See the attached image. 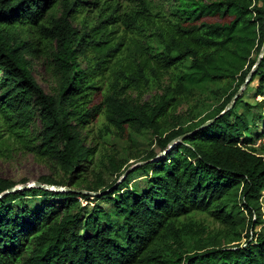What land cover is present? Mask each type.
I'll list each match as a JSON object with an SVG mask.
<instances>
[{
  "label": "trees",
  "instance_id": "16d2710c",
  "mask_svg": "<svg viewBox=\"0 0 264 264\" xmlns=\"http://www.w3.org/2000/svg\"><path fill=\"white\" fill-rule=\"evenodd\" d=\"M87 2L0 0V146L52 160L65 178L37 180L71 188L94 153L83 129L99 115L106 128L151 129L159 152L147 150L122 178L134 163L111 157L112 180L99 173L77 188L97 195L38 186L1 195L0 264H264V230H251L264 222V53L221 113L263 44L264 0H138L118 13L102 0L85 16ZM38 55L55 76L52 92L32 73L28 57ZM165 76L161 94L133 96ZM254 79L251 97L262 98L251 102ZM220 83L226 96L202 118L163 124L180 97ZM15 184L0 176V193ZM198 212L235 236L193 244Z\"/></svg>",
  "mask_w": 264,
  "mask_h": 264
},
{
  "label": "rangeland",
  "instance_id": "374dc122",
  "mask_svg": "<svg viewBox=\"0 0 264 264\" xmlns=\"http://www.w3.org/2000/svg\"><path fill=\"white\" fill-rule=\"evenodd\" d=\"M88 1L89 2L86 4H89L90 9L84 12L85 16H95L97 12L96 7L102 4V0L96 4L93 3V0ZM148 1L152 5H164L165 8H168L171 0ZM103 2H106V5L111 4L112 8H115L116 13L128 10L130 7L139 8L137 5L138 0H103ZM109 9H106L104 13L108 12ZM77 22L76 20V23ZM28 58L31 62L30 66L32 73L38 84L46 92H52L56 84L55 76L49 68L45 57L38 55ZM167 82L168 78L165 76L161 83H155L151 85V87L145 88L141 93L135 91L133 96L140 97V99L143 100L152 99L162 93L161 85ZM256 85L257 79L249 83L250 87L246 90L244 95L246 100L253 102L254 100L262 98L260 94L251 97V95L254 94ZM224 87L225 85L221 83L207 84L205 87L195 89L191 94L180 97L165 117L163 124L166 127H177L179 125L187 126L190 125L191 122L202 118L210 110L220 104L226 96ZM98 98H100V95L96 96V99ZM239 110H242V107H240ZM0 131L3 133L7 132L3 124L0 125ZM83 135H85L86 144L93 146L94 153L90 162L87 163L86 170L81 174V177L73 186V188L76 189L87 183L97 181L99 173L107 182L112 180L115 175L111 174L108 168L111 157L124 160V164H132L149 149L159 152V148L154 142L155 135L151 129H143L141 132H134L130 129H126L124 132H121L114 127L106 128L103 125L102 115L97 116L83 129ZM259 142L260 140H258L256 144H259ZM44 175L57 180L65 178L64 173L58 165L50 159L38 158L31 152L19 148L17 144L8 140L0 146V176L12 179L19 185L37 180ZM80 202L83 204L87 203L84 198H81ZM259 202L261 212L259 217L264 220V188L261 190ZM193 218L198 222V225L193 228L189 235V241L192 239L191 241L193 244H206L205 241L212 242L215 236H217L216 240L220 239L221 244H226L231 236H235L227 231L228 228L211 218L205 212H198L194 214ZM255 219L256 217H253V220ZM263 226L264 222L256 223L251 230L259 232L260 230H264ZM241 232L242 238L239 242L243 243L245 240V229L241 230ZM174 248L178 247L175 246Z\"/></svg>",
  "mask_w": 264,
  "mask_h": 264
},
{
  "label": "water",
  "instance_id": "95a60500",
  "mask_svg": "<svg viewBox=\"0 0 264 264\" xmlns=\"http://www.w3.org/2000/svg\"><path fill=\"white\" fill-rule=\"evenodd\" d=\"M264 53V41H263V44L259 50V53L257 55V58H256V61L254 63V65L252 66L251 70L248 72V74L246 75L244 81L241 83V85L239 86L238 90L235 92V94L231 97V99L229 100V102L226 104L224 110L221 111L224 112L226 111L227 109H229L230 107L233 106L236 98L240 95L241 91L243 90V88L246 86V84L250 81L254 71L256 70L259 62H260V59H261V56L263 55ZM213 118L211 119H208L206 120L205 122H203L199 127H203L205 125H207L208 123H210L212 121ZM187 134H182V135H179L175 138H173L170 142H169V145H171L175 140H179V139H182L183 137H185ZM163 153V151L161 152ZM139 163H142L141 161L140 162H136L134 163L133 165L129 166L125 171L124 173L122 174L121 178L125 176V174L130 171L133 167H135L136 165H138ZM120 178V179H121ZM119 179V180H120ZM31 186H38L40 188H44V189H49V190H52V191H55V192H59V191H70V192H75V193H84V194H90V195H97L98 194V191H92V190H86V189H76V188H71L67 185H60V184H48V183H42L38 180H33L31 182H28V183H23V184H15L14 186L8 188L7 190L3 191L0 193V196L5 194V193H8V192H11V191H14V190H18V189H26V188H29Z\"/></svg>",
  "mask_w": 264,
  "mask_h": 264
}]
</instances>
